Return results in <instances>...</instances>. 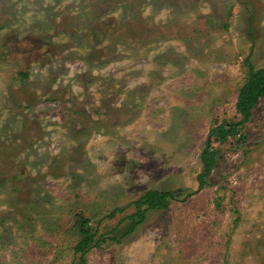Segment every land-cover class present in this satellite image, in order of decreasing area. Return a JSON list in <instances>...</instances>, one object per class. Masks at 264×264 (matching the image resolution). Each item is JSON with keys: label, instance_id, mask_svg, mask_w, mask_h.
Masks as SVG:
<instances>
[{"label": "rangeland", "instance_id": "1", "mask_svg": "<svg viewBox=\"0 0 264 264\" xmlns=\"http://www.w3.org/2000/svg\"><path fill=\"white\" fill-rule=\"evenodd\" d=\"M250 65L264 0H0V264H264V96L198 180Z\"/></svg>", "mask_w": 264, "mask_h": 264}, {"label": "trees", "instance_id": "2", "mask_svg": "<svg viewBox=\"0 0 264 264\" xmlns=\"http://www.w3.org/2000/svg\"><path fill=\"white\" fill-rule=\"evenodd\" d=\"M262 96H264V67L250 65L248 78L240 87L236 102V109L242 115V119L237 122H222L211 128L209 138L201 152L203 170L198 174L200 187L205 185L206 177L210 175L218 160L219 151L212 147V137L220 143H225L231 137H236L239 132V126L243 125L251 117L253 108ZM176 193L174 191L152 189L135 200L133 203L136 205V211L131 216L137 217V219L133 220L128 232H133L143 222L146 218L147 210L168 207L170 200L176 197ZM77 224L81 230L82 237L78 240L75 251L80 256L78 261H73L70 264H85L88 251L93 247L99 246L106 238L104 236L97 238L96 232H92L90 220L84 218L83 215L79 217ZM115 240L119 241L118 238Z\"/></svg>", "mask_w": 264, "mask_h": 264}]
</instances>
